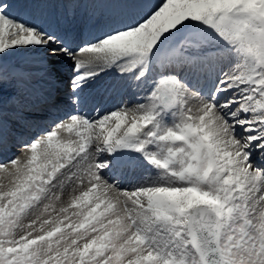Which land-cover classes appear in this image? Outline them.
I'll list each match as a JSON object with an SVG mask.
<instances>
[{
  "label": "snow or ice",
  "instance_id": "1",
  "mask_svg": "<svg viewBox=\"0 0 264 264\" xmlns=\"http://www.w3.org/2000/svg\"><path fill=\"white\" fill-rule=\"evenodd\" d=\"M0 264H264V0H0Z\"/></svg>",
  "mask_w": 264,
  "mask_h": 264
},
{
  "label": "bare ground",
  "instance_id": "2",
  "mask_svg": "<svg viewBox=\"0 0 264 264\" xmlns=\"http://www.w3.org/2000/svg\"><path fill=\"white\" fill-rule=\"evenodd\" d=\"M113 78L112 77H106L105 80L103 81L104 84H107L109 83ZM13 154H18V151L17 150H14L12 154L10 155H13Z\"/></svg>",
  "mask_w": 264,
  "mask_h": 264
},
{
  "label": "rangeland",
  "instance_id": "3",
  "mask_svg": "<svg viewBox=\"0 0 264 264\" xmlns=\"http://www.w3.org/2000/svg\"><path fill=\"white\" fill-rule=\"evenodd\" d=\"M102 84H104V82H102Z\"/></svg>",
  "mask_w": 264,
  "mask_h": 264
}]
</instances>
